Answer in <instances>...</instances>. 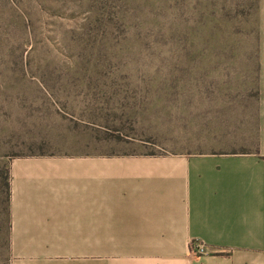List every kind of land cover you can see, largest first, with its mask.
I'll list each match as a JSON object with an SVG mask.
<instances>
[{
	"label": "rangeland",
	"instance_id": "rangeland-1",
	"mask_svg": "<svg viewBox=\"0 0 264 264\" xmlns=\"http://www.w3.org/2000/svg\"><path fill=\"white\" fill-rule=\"evenodd\" d=\"M245 2L4 0L14 52L0 66L2 230L15 158L264 152V0ZM82 197L92 201L64 196ZM72 222L60 250H12L0 232V264H124L109 233Z\"/></svg>",
	"mask_w": 264,
	"mask_h": 264
},
{
	"label": "crops",
	"instance_id": "crops-1",
	"mask_svg": "<svg viewBox=\"0 0 264 264\" xmlns=\"http://www.w3.org/2000/svg\"><path fill=\"white\" fill-rule=\"evenodd\" d=\"M7 170L5 238L12 250L64 249L75 219L77 232L109 233L124 250V264H264V152L31 156L13 159ZM191 241L207 253L189 256Z\"/></svg>",
	"mask_w": 264,
	"mask_h": 264
},
{
	"label": "trees",
	"instance_id": "trees-1",
	"mask_svg": "<svg viewBox=\"0 0 264 264\" xmlns=\"http://www.w3.org/2000/svg\"><path fill=\"white\" fill-rule=\"evenodd\" d=\"M240 0H237V3L239 2ZM254 1L256 0H247L246 3H249V5L251 3H253ZM258 1V0H257ZM4 3V0H0V9L2 8V4ZM240 4V3H239ZM12 27V24H10V22H8V20H6V22H3L2 24H0V34H3V37L0 38V66H4L5 65V58L4 56H7V54H9L10 52H14V49L12 47H10V44H9V40H10V34H12V31H11V28ZM17 28H18V34H24V31H23V23L22 22H19L18 25H17ZM2 29V30H1ZM22 44V40H20L19 42V47L20 45ZM11 48V51H7V50H10ZM25 52V49L23 48L20 53H19V56H22V54H24ZM1 55H4V56H1ZM19 63V62H18ZM17 63V65L19 66V64ZM257 117V113L256 115L253 114V117L252 119L254 120L255 118ZM247 152V151H246ZM246 152H241V153H246ZM232 153H237V152H232ZM5 170H4V175H3V186L5 188V196H4V200H3V208H2V211H3V214H4V217H5V220H6V228L4 230H7V226H8V212H9V182H8V170H7V167H3ZM3 227L0 226V232L4 231L2 230ZM6 237V235H5ZM5 243L7 244L6 242V238H5Z\"/></svg>",
	"mask_w": 264,
	"mask_h": 264
},
{
	"label": "built area",
	"instance_id": "built-area-1",
	"mask_svg": "<svg viewBox=\"0 0 264 264\" xmlns=\"http://www.w3.org/2000/svg\"><path fill=\"white\" fill-rule=\"evenodd\" d=\"M206 247L202 242L191 241L188 246V255L189 256H201L206 254Z\"/></svg>",
	"mask_w": 264,
	"mask_h": 264
}]
</instances>
